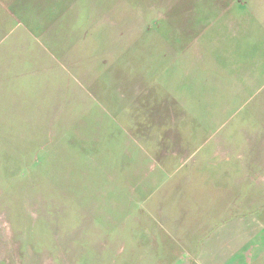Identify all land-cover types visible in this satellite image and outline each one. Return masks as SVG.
Here are the masks:
<instances>
[{
  "label": "rangeland",
  "instance_id": "1",
  "mask_svg": "<svg viewBox=\"0 0 264 264\" xmlns=\"http://www.w3.org/2000/svg\"><path fill=\"white\" fill-rule=\"evenodd\" d=\"M208 1L0 0V264H174L159 225L193 258L174 224L263 221L259 38Z\"/></svg>",
  "mask_w": 264,
  "mask_h": 264
},
{
  "label": "crops",
  "instance_id": "2",
  "mask_svg": "<svg viewBox=\"0 0 264 264\" xmlns=\"http://www.w3.org/2000/svg\"><path fill=\"white\" fill-rule=\"evenodd\" d=\"M191 2V0H181V2ZM211 3V4H210ZM208 4L217 5L218 14H228L232 16V22H236L237 33L232 32V46L236 51L241 48L249 47L243 41H236L237 38L251 39L259 38L254 41L259 48L262 57V69L264 68V0H209ZM221 6H226V8ZM228 7V8H227ZM242 22L244 25L242 26ZM235 39V40H234ZM253 41V40H252ZM264 87V81L261 84ZM11 115V112H10ZM200 175H183L170 183L166 188L167 192H180L186 187L190 181L198 182ZM230 193V191H229ZM181 193L178 195L180 196ZM163 202H160L161 205ZM150 206V205H149ZM153 206V205H151ZM146 207V206H145ZM231 210V208H230ZM227 215L229 211L223 209ZM242 211H230L232 214H241ZM245 214H248L246 211ZM256 219L263 221H254L252 216L235 218L234 221H221L219 223H202L194 224L191 228H185L183 225H173L176 229H180L183 242L188 247H192L195 257L192 258L184 246L182 252L175 249L168 241L172 239L171 233L163 225L156 228L157 233L150 234L149 238L155 237L156 242H160L159 251L165 256L161 261H169L174 264H184L186 260L193 261L195 264H264V207L258 209ZM230 215V214H229ZM236 217V216H233ZM181 222V221H179ZM184 226V227H183ZM191 226V225H190ZM183 227V229H181ZM151 231L152 229L149 228ZM148 231V229H147ZM147 234V233H146ZM154 240V239H152ZM176 243V242H175ZM176 245H178L176 243ZM154 252V250L152 249ZM152 255V254H151ZM189 258H186V256Z\"/></svg>",
  "mask_w": 264,
  "mask_h": 264
}]
</instances>
